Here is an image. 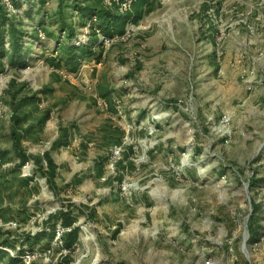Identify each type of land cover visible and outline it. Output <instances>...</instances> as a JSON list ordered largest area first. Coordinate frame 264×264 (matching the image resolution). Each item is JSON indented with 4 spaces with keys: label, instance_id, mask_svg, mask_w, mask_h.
I'll return each mask as SVG.
<instances>
[{
    "label": "rangeland",
    "instance_id": "rangeland-1",
    "mask_svg": "<svg viewBox=\"0 0 264 264\" xmlns=\"http://www.w3.org/2000/svg\"><path fill=\"white\" fill-rule=\"evenodd\" d=\"M0 249L264 264V0H0Z\"/></svg>",
    "mask_w": 264,
    "mask_h": 264
},
{
    "label": "trees",
    "instance_id": "trees-1",
    "mask_svg": "<svg viewBox=\"0 0 264 264\" xmlns=\"http://www.w3.org/2000/svg\"><path fill=\"white\" fill-rule=\"evenodd\" d=\"M48 163L51 165V167H52V173H53L55 165H54V163H53V161H52V159L50 157H48ZM66 223L67 222H64V224H66ZM76 230H77V228L76 227H73L72 229H70L69 231H67V234H74V235H76ZM0 252H5V251L3 249H0Z\"/></svg>",
    "mask_w": 264,
    "mask_h": 264
}]
</instances>
